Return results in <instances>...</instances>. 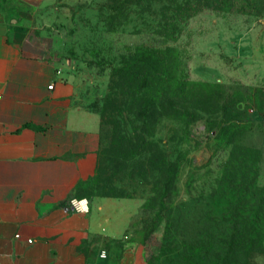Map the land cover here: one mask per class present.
I'll list each match as a JSON object with an SVG mask.
<instances>
[{
  "label": "rangeland",
  "instance_id": "374dc122",
  "mask_svg": "<svg viewBox=\"0 0 264 264\" xmlns=\"http://www.w3.org/2000/svg\"><path fill=\"white\" fill-rule=\"evenodd\" d=\"M249 1L253 12L206 10L191 17L172 44V62L189 83L174 103L194 105L195 120L184 126L164 117L158 127L163 149L181 162L170 202L162 209L155 200L148 203L153 208L144 207L155 173L140 175L143 156L118 174L111 162L115 129L133 134L137 121L126 108L133 96L119 84L116 70L139 44L153 39L133 34L134 28L158 19L140 13L141 6L130 0H59L39 6L0 0V9L26 24L78 79L91 105L107 111L101 171L82 192H122L143 202L134 228L135 237L149 243V264H264V0H244V5ZM237 140L255 148V173L244 167V150L233 153L228 144ZM134 162L141 165L132 167ZM254 176L256 183L248 187Z\"/></svg>",
  "mask_w": 264,
  "mask_h": 264
},
{
  "label": "crops",
  "instance_id": "0c3cea01",
  "mask_svg": "<svg viewBox=\"0 0 264 264\" xmlns=\"http://www.w3.org/2000/svg\"><path fill=\"white\" fill-rule=\"evenodd\" d=\"M9 16L0 9V264H149L134 228L143 202L82 192L97 175L101 112ZM73 199H87L88 210Z\"/></svg>",
  "mask_w": 264,
  "mask_h": 264
},
{
  "label": "trees",
  "instance_id": "16d2710c",
  "mask_svg": "<svg viewBox=\"0 0 264 264\" xmlns=\"http://www.w3.org/2000/svg\"><path fill=\"white\" fill-rule=\"evenodd\" d=\"M130 2L141 6L140 13L145 12L152 16L153 20L158 21L140 24L134 28L133 34L144 33L153 39L150 43L139 44L130 54V59L123 61V65L116 70L121 78L119 84L127 86L128 90L125 93L133 96L132 100L126 101V108L139 122H134L133 134L115 129L111 143L113 154L111 162L116 169L115 174H118L129 168L128 162L131 159L143 156L145 167L140 175L144 177L150 171L155 173L152 196L146 199L144 207L153 208L148 206V203L155 200L159 201L162 209H165L166 203L170 202L181 162L180 159L171 160L167 151L163 149L162 139L156 138L158 127L164 117L176 120L184 126L191 125L195 120L194 105L180 106L174 103L180 96H184L189 83L181 75L179 64L174 65L172 62L176 54L172 44L180 38L188 19L201 12L218 10L247 13L255 11V8L250 1L248 5H244V0H130ZM136 84L138 86L132 92V87ZM106 112L101 113L102 125ZM106 122H109V119ZM239 125L244 124H235L236 127ZM228 144L233 146V153L239 149L244 150V167L255 173L254 166L259 162V156L253 154L255 148L242 144L239 140L229 141ZM137 165L141 163L134 162L131 166ZM100 171L101 160L96 178ZM235 179L236 177L233 178ZM251 181L248 187L256 183V176ZM248 187L245 185L244 191L249 193ZM103 196L134 197L122 192Z\"/></svg>",
  "mask_w": 264,
  "mask_h": 264
},
{
  "label": "built area",
  "instance_id": "2783aa9c",
  "mask_svg": "<svg viewBox=\"0 0 264 264\" xmlns=\"http://www.w3.org/2000/svg\"><path fill=\"white\" fill-rule=\"evenodd\" d=\"M71 205L77 211H86L88 210V200L87 199H73ZM102 256H106V251L101 253Z\"/></svg>",
  "mask_w": 264,
  "mask_h": 264
}]
</instances>
